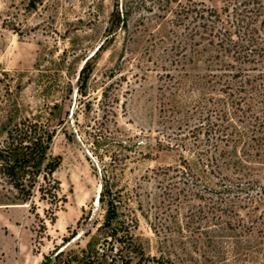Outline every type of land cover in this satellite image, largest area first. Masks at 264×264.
Returning <instances> with one entry per match:
<instances>
[{
	"label": "rangeland",
	"instance_id": "obj_1",
	"mask_svg": "<svg viewBox=\"0 0 264 264\" xmlns=\"http://www.w3.org/2000/svg\"><path fill=\"white\" fill-rule=\"evenodd\" d=\"M235 3L0 0V146L29 119L61 158L57 204L0 186V264H107L121 222L151 259L264 264L262 68L200 20Z\"/></svg>",
	"mask_w": 264,
	"mask_h": 264
},
{
	"label": "trees",
	"instance_id": "obj_2",
	"mask_svg": "<svg viewBox=\"0 0 264 264\" xmlns=\"http://www.w3.org/2000/svg\"><path fill=\"white\" fill-rule=\"evenodd\" d=\"M235 1L238 3L234 4L233 19L227 24L218 12H203L200 16L204 23L203 33L216 38L222 48L233 51L242 63L259 65L264 83V0ZM225 11H230L229 6ZM232 27L234 31L230 30ZM247 84L250 90L245 91L243 87L242 93L251 96L240 97L238 105L247 108L246 115L250 113L248 119L254 118L264 123V84L257 87L250 80L246 81ZM259 95L262 101L255 98ZM243 124L248 125V122ZM229 126L233 125L229 123ZM55 134V129L29 119L7 131V138L0 146V186L7 185L9 188L3 190L15 193L11 204H27L35 196L36 190L42 200H49L52 204L59 201L60 185L54 179V174L61 164V158L53 160L50 155ZM40 178L44 184L39 186ZM104 246L106 251L114 253L108 256L110 261L107 264H174L168 260L146 257L135 240L130 224L125 222L112 228Z\"/></svg>",
	"mask_w": 264,
	"mask_h": 264
}]
</instances>
